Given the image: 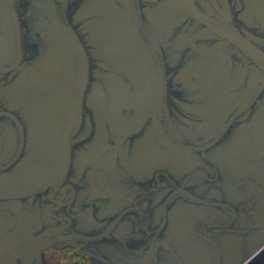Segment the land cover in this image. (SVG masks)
<instances>
[{
	"label": "flooded vegetation",
	"instance_id": "af4514ba",
	"mask_svg": "<svg viewBox=\"0 0 264 264\" xmlns=\"http://www.w3.org/2000/svg\"><path fill=\"white\" fill-rule=\"evenodd\" d=\"M11 19L15 68L47 31L88 78L37 152L0 99V264H264V0H0Z\"/></svg>",
	"mask_w": 264,
	"mask_h": 264
},
{
	"label": "rangeland",
	"instance_id": "374dc122",
	"mask_svg": "<svg viewBox=\"0 0 264 264\" xmlns=\"http://www.w3.org/2000/svg\"><path fill=\"white\" fill-rule=\"evenodd\" d=\"M13 23L11 19L9 25L0 31V51L2 46L7 45L9 50L6 56L10 55L8 60L7 57L3 61L2 58H0V62H3L6 69H8L4 72L6 76L2 82L3 85L0 86V99H2L4 110L18 113L20 119L25 118L26 123L31 129L28 131L29 142L31 143L32 138L38 136V143H44L42 146H34L35 148L32 151L37 152L36 149L50 142H54L56 145H60V143L63 142L61 129L65 122L67 126L72 127L73 125L76 127V123L80 119L81 105L85 104V102L81 100V97L85 87L84 83L88 78L86 69L87 59L85 57L84 67H80L78 73L74 74L71 80L68 81L65 71L63 70L62 72L61 70V72H59L56 61L51 59L54 56V52L51 53L45 50L46 43H50V41H47V31L43 34L40 33L39 31L43 32L45 28H42L43 26L41 25H36L33 33L26 36L28 49L31 48L32 50L37 32L42 35L44 46L41 50L34 51V63L23 60L21 66L15 68L14 63L19 61V50L15 46ZM61 34L63 35V31ZM49 37L51 40H56V38L51 35ZM59 38L61 37H58V39ZM26 55H28V51ZM44 74L46 75L44 76ZM178 75L180 77L184 74L183 72H179ZM184 79L189 81L193 80L196 83L200 82L199 78L197 81V79L191 75V70L189 68L188 75ZM151 82L153 81L150 79L149 83ZM89 93H93V91L90 90ZM118 106H116V109ZM129 111H133V109ZM114 115H116L115 111L106 110L105 120L112 119ZM1 119L6 120L7 118H0V120ZM32 121H37L36 125H34ZM82 121L84 122L83 116ZM145 126L147 129H143L142 131L139 129L135 130L132 137H137L134 134H141V139L142 137L150 136L148 134V126ZM32 127L35 129L33 130ZM47 130L49 132H46ZM133 138L132 141L137 142V140H133ZM145 144L147 148L151 147L154 149L155 147L152 140H149L148 143ZM55 152L56 154L60 153L59 148H56Z\"/></svg>",
	"mask_w": 264,
	"mask_h": 264
},
{
	"label": "water",
	"instance_id": "95a60500",
	"mask_svg": "<svg viewBox=\"0 0 264 264\" xmlns=\"http://www.w3.org/2000/svg\"><path fill=\"white\" fill-rule=\"evenodd\" d=\"M239 40H241V43L243 42L242 38H239ZM235 42H237L236 40H234ZM238 43V42H237ZM242 47H244L243 45H241ZM245 48V47H244ZM249 49L251 50L252 48L249 47ZM249 50V51H250Z\"/></svg>",
	"mask_w": 264,
	"mask_h": 264
},
{
	"label": "bare ground",
	"instance_id": "6f19581e",
	"mask_svg": "<svg viewBox=\"0 0 264 264\" xmlns=\"http://www.w3.org/2000/svg\"><path fill=\"white\" fill-rule=\"evenodd\" d=\"M37 108H39V107H37ZM37 108H36V109H37Z\"/></svg>",
	"mask_w": 264,
	"mask_h": 264
}]
</instances>
